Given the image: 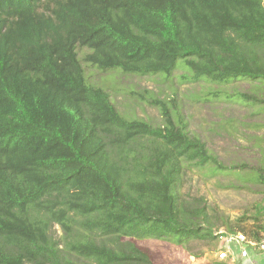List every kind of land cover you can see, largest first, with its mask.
Listing matches in <instances>:
<instances>
[{
	"label": "trees",
	"instance_id": "trees-1",
	"mask_svg": "<svg viewBox=\"0 0 264 264\" xmlns=\"http://www.w3.org/2000/svg\"><path fill=\"white\" fill-rule=\"evenodd\" d=\"M83 47L90 66L165 79L180 69L219 85L208 100L264 118V0H0V264H154L133 239L217 238L177 185L196 168L264 187V121L219 124L259 154L256 166L227 164L175 97H143L158 125L122 114L88 79ZM235 222L225 230L259 240L264 207Z\"/></svg>",
	"mask_w": 264,
	"mask_h": 264
},
{
	"label": "rangeland",
	"instance_id": "rangeland-1",
	"mask_svg": "<svg viewBox=\"0 0 264 264\" xmlns=\"http://www.w3.org/2000/svg\"><path fill=\"white\" fill-rule=\"evenodd\" d=\"M87 52L88 48H79V56L88 79L108 90L113 102L125 116L142 118L154 125L161 124L158 108L150 105L143 97H175L182 104L188 129L199 133L223 161L227 164L243 161L250 166L259 164L257 149L251 147V142L242 133L233 132V135H229L219 125L231 118L248 122L251 119L264 121L261 114L253 117L250 115L256 107L237 101H210L208 92L219 88V85L205 81H186L180 76L183 72L180 69L175 70L169 79L160 75L138 76L118 70H101L87 64L84 60ZM238 87L245 90L249 84L241 81ZM226 88L231 89V85ZM261 191H264V187L259 184L242 185L234 173L213 175L207 169L199 171L196 168L188 170L177 185L181 199L197 207H205L216 236L221 230L228 232L224 222H237L242 215L251 214L264 207V192ZM263 233L264 230L261 235ZM54 235L59 239L63 231L55 226ZM133 241L149 254L154 264H252V260L238 255L234 260L233 257L220 259L218 252L226 247L219 237L213 240H192L185 245L155 238Z\"/></svg>",
	"mask_w": 264,
	"mask_h": 264
},
{
	"label": "built area",
	"instance_id": "built-area-1",
	"mask_svg": "<svg viewBox=\"0 0 264 264\" xmlns=\"http://www.w3.org/2000/svg\"><path fill=\"white\" fill-rule=\"evenodd\" d=\"M218 237L226 247L218 252L220 259L226 260L233 257L234 260L238 255L241 258L252 260V264H264V233L259 240H252L242 232L228 234L221 230L217 233Z\"/></svg>",
	"mask_w": 264,
	"mask_h": 264
}]
</instances>
